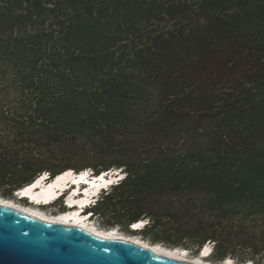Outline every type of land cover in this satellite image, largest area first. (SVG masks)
Masks as SVG:
<instances>
[{
    "label": "trees",
    "instance_id": "1",
    "mask_svg": "<svg viewBox=\"0 0 264 264\" xmlns=\"http://www.w3.org/2000/svg\"><path fill=\"white\" fill-rule=\"evenodd\" d=\"M165 3L0 0V78L19 88L15 110L0 93V196L120 170L87 209L104 229L264 264V0Z\"/></svg>",
    "mask_w": 264,
    "mask_h": 264
},
{
    "label": "water",
    "instance_id": "2",
    "mask_svg": "<svg viewBox=\"0 0 264 264\" xmlns=\"http://www.w3.org/2000/svg\"><path fill=\"white\" fill-rule=\"evenodd\" d=\"M175 250H181L173 249ZM0 264H193L0 206Z\"/></svg>",
    "mask_w": 264,
    "mask_h": 264
},
{
    "label": "bare ground",
    "instance_id": "3",
    "mask_svg": "<svg viewBox=\"0 0 264 264\" xmlns=\"http://www.w3.org/2000/svg\"><path fill=\"white\" fill-rule=\"evenodd\" d=\"M106 173V172H105ZM120 174H123V172H121ZM114 177H117V175H112V180ZM74 178H79L78 176L75 175V172H72V170H70L67 173H63L62 176H60L57 181L55 182V185H51L49 188H42L41 190L36 189L34 191V188H36L38 185H40L41 181L37 182V184H35L34 186H29V188H27L26 190H24L22 193L24 195H28L31 196L33 199L37 200V201H48L50 200L53 196L59 195L60 191L57 188H63L64 186V182L70 180V179H74ZM81 179L84 178V175H82L80 177ZM109 178L106 176H103L102 178L99 179H95L93 181V185H96L97 188L101 187V185L103 183H108ZM56 187V188H55ZM88 201L87 197L75 200L74 202H76L77 204H79L80 207L84 208V205L86 204V202ZM0 206H4V207H10V208H14V209H19V210H23L27 213H30L32 215H35L37 217H40L41 219L50 221V222H55V223H65L67 225H71V226H75V227H79L81 229H84L85 231H88L90 233H96V234H100V235H105L108 237H112L114 239H119V240H123L125 242L128 243H132V244H136V245H140L142 247L157 251L159 253H163L165 255L174 257L175 259H179V260H183L189 263H193V264H206L205 262L201 261L202 258H204L206 256V254L208 253V249H205L204 253H203V257H201V259L199 260H193L190 259L187 256V251L184 249L183 251L180 250H173L171 248H167L161 245H155V244H150L147 243L145 241H142L140 239L137 238H132L129 236H125L122 235L120 233L117 232L116 229H106L103 230L99 227H96L94 224L89 223V221H86L87 217H84L87 213L85 212H81V211H76L77 210V206L74 207V209H69L70 212H68V210H66L67 212H63L62 214H60V216L58 215H54V214H49V213H45L42 211H38V210H33L31 208H23L22 204H18L17 202H13L11 200H7L4 199L2 197H0ZM75 210V212H71ZM143 222V221H142ZM139 223V222H138ZM142 224H139L138 226H141ZM113 230V231H111ZM116 230V231H115ZM232 260L230 259V261H228L226 264H231Z\"/></svg>",
    "mask_w": 264,
    "mask_h": 264
},
{
    "label": "rangeland",
    "instance_id": "4",
    "mask_svg": "<svg viewBox=\"0 0 264 264\" xmlns=\"http://www.w3.org/2000/svg\"><path fill=\"white\" fill-rule=\"evenodd\" d=\"M159 1L160 2L166 1V3H165L166 5L171 3V0L170 1L169 0L168 1L167 0H159ZM172 1L175 3V1H177V0H172ZM181 1H186V0H181ZM171 22H172V18L171 19L167 18V19H164V20H161V21H158L156 19H155V21L154 20L145 19L144 21H141L140 23H138L137 27L141 28L142 31L145 32V31H148L151 27L152 28L156 27L157 29H162V28L165 27V25H171ZM30 30L33 32V31H42L44 29L38 22H36V23H33L31 25V29ZM137 40H138V37H137ZM16 89H19V88H16L10 82V79H9L8 76L4 75V76H2L0 78V93L4 94V96H5L6 103L4 104V106L6 107L5 109L7 111H10L12 109L15 110V108L18 106L19 93H18V91ZM114 172H116V171H114ZM121 172L122 171H120L118 174H120ZM121 176H124V172H123V174H120V177ZM7 200H11L13 202H17L18 204L20 203V204L25 205V206H29V203L27 201L21 200V199H19L16 196L13 197V198L7 199ZM40 209L42 210V212L49 213V214H54V215H58V212L62 210L56 204L52 205V206H48V207H43V208L40 207ZM91 222H92L91 224H94L96 227H99V228H101L103 230H106V229H104V227L100 226L98 224L97 220H94L93 217L91 218ZM116 230H117L118 233H120L122 235L129 236V237H132V238H137V239H140L142 241H145V242L149 243L146 239H144L139 234L128 233V232L122 231L121 229H119V230L116 229ZM155 245H160V244H155ZM161 246H163V245H161ZM205 249H208V251L211 250V245L208 244L205 247ZM205 249L202 251V253H201V255L199 257L196 256V255H193L191 252L189 254L187 253V256L190 259L199 260V259H201V257H203L202 255H203ZM201 261L205 262L206 264H216L215 262L211 261V259H208V256H205L204 258H202ZM231 264H234L233 261H232Z\"/></svg>",
    "mask_w": 264,
    "mask_h": 264
},
{
    "label": "clouds",
    "instance_id": "5",
    "mask_svg": "<svg viewBox=\"0 0 264 264\" xmlns=\"http://www.w3.org/2000/svg\"><path fill=\"white\" fill-rule=\"evenodd\" d=\"M116 172H120V171H116ZM47 175L46 174H44L43 175V177H46ZM15 196L17 197V194L15 193Z\"/></svg>",
    "mask_w": 264,
    "mask_h": 264
},
{
    "label": "built area",
    "instance_id": "6",
    "mask_svg": "<svg viewBox=\"0 0 264 264\" xmlns=\"http://www.w3.org/2000/svg\"><path fill=\"white\" fill-rule=\"evenodd\" d=\"M90 172H92V171H90ZM145 223H147V222H145ZM145 223H144V224H145ZM209 244L211 245V249H212V247H213V243H209Z\"/></svg>",
    "mask_w": 264,
    "mask_h": 264
}]
</instances>
